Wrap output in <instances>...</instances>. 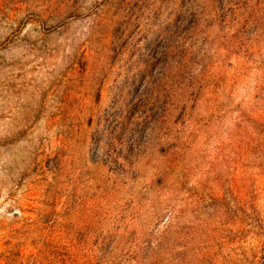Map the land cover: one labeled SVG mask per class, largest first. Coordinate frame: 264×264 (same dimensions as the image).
Wrapping results in <instances>:
<instances>
[{
	"label": "rangeland",
	"instance_id": "1",
	"mask_svg": "<svg viewBox=\"0 0 264 264\" xmlns=\"http://www.w3.org/2000/svg\"><path fill=\"white\" fill-rule=\"evenodd\" d=\"M0 264H264V0H0Z\"/></svg>",
	"mask_w": 264,
	"mask_h": 264
},
{
	"label": "trees",
	"instance_id": "2",
	"mask_svg": "<svg viewBox=\"0 0 264 264\" xmlns=\"http://www.w3.org/2000/svg\"><path fill=\"white\" fill-rule=\"evenodd\" d=\"M156 56V55H155Z\"/></svg>",
	"mask_w": 264,
	"mask_h": 264
}]
</instances>
